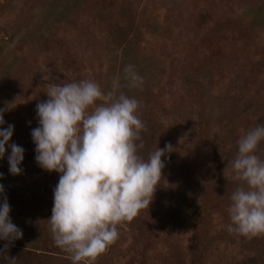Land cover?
Returning a JSON list of instances; mask_svg holds the SVG:
<instances>
[{
	"label": "rangeland",
	"instance_id": "rangeland-1",
	"mask_svg": "<svg viewBox=\"0 0 264 264\" xmlns=\"http://www.w3.org/2000/svg\"><path fill=\"white\" fill-rule=\"evenodd\" d=\"M128 65L139 88L124 79ZM117 77L139 102V154L172 149L149 209L118 224L91 264H264V235L227 230L237 142L264 123V0H0V109L14 125L9 143L25 150L20 175L7 146L0 160L23 233L0 240V264H72L49 230L60 174L35 162L36 106L51 83L91 80L107 92Z\"/></svg>",
	"mask_w": 264,
	"mask_h": 264
},
{
	"label": "clouds",
	"instance_id": "clouds-1",
	"mask_svg": "<svg viewBox=\"0 0 264 264\" xmlns=\"http://www.w3.org/2000/svg\"><path fill=\"white\" fill-rule=\"evenodd\" d=\"M124 79L132 88L143 82L132 65L125 67ZM119 88V77L107 92L91 80L51 83L48 99L36 106L38 127L31 131L35 162L42 170L60 174L53 189L49 230L55 245L70 254L72 264H91L119 238L118 224L131 221L141 209H149L165 167L162 157L172 149L170 145L157 148L147 159L139 154L144 128L137 115L139 102ZM4 111L0 109V160L7 146L9 173L20 175L25 150L9 143L14 125L4 127ZM262 142L264 123L237 142L231 172L240 186L232 193L227 209L229 233L264 235V158L258 155ZM4 193L0 184V196ZM10 211L4 196L0 240L12 242L23 233L12 222ZM5 251L7 245L0 250V258L5 257Z\"/></svg>",
	"mask_w": 264,
	"mask_h": 264
}]
</instances>
